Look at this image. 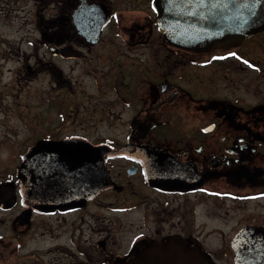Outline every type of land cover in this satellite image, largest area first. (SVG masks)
<instances>
[{
	"label": "flooded vegetation",
	"instance_id": "af4514ba",
	"mask_svg": "<svg viewBox=\"0 0 264 264\" xmlns=\"http://www.w3.org/2000/svg\"><path fill=\"white\" fill-rule=\"evenodd\" d=\"M83 1L108 13L95 43L72 16ZM59 2L63 42L42 47L106 63L87 72L93 95L59 70L50 80L61 84L43 100L56 121L26 149L72 140L32 152L38 163L28 168L27 208L16 171L24 151L0 180L14 187L0 208V264H191L189 251L234 264L237 236L264 233V31L199 52L163 40L152 0ZM255 40L260 54L246 50ZM131 51L136 71L115 74L116 58ZM88 99L100 102L98 115Z\"/></svg>",
	"mask_w": 264,
	"mask_h": 264
},
{
	"label": "rangeland",
	"instance_id": "374dc122",
	"mask_svg": "<svg viewBox=\"0 0 264 264\" xmlns=\"http://www.w3.org/2000/svg\"><path fill=\"white\" fill-rule=\"evenodd\" d=\"M63 7L59 0H0V180L12 171L28 141L41 135L45 125L56 121L54 110L43 101L49 92L52 95L61 93L57 91L60 79L55 88L50 82L56 81V72L61 71L78 89L93 95L95 88L87 72L94 73L106 63L105 59L93 60L85 56L62 59L50 56L42 47L46 43L63 42L55 29L58 18L65 14ZM117 40L121 38L111 43L115 50L120 43ZM257 44H260L258 40L248 42L246 50L260 54L263 51ZM262 44L264 48V34ZM81 54L91 55L88 51ZM136 57L137 51L123 52V56L116 58L115 74L121 67L127 72L136 71ZM61 98L65 100V96ZM50 101L60 105L59 97L50 98ZM94 101L86 100L90 105H97L93 110L98 115L101 104ZM70 110L73 109L68 112ZM98 128L101 134H108L105 126Z\"/></svg>",
	"mask_w": 264,
	"mask_h": 264
},
{
	"label": "water",
	"instance_id": "95a60500",
	"mask_svg": "<svg viewBox=\"0 0 264 264\" xmlns=\"http://www.w3.org/2000/svg\"><path fill=\"white\" fill-rule=\"evenodd\" d=\"M157 24L163 40L169 44L204 52L215 48H230L264 31V0H152ZM79 34L88 43L99 40L108 19L103 4L81 2L72 12ZM66 139L59 142L41 140L28 148L16 168L20 180L21 202L28 207L32 202L28 192V168L37 149L51 150L66 147ZM83 148H86L83 145ZM14 197L13 182L0 184V208ZM258 229L243 230L233 242L234 264H264V233ZM257 239H261L256 241ZM251 239L252 242H247ZM179 251L182 249L179 248ZM191 264H213L207 258L189 251Z\"/></svg>",
	"mask_w": 264,
	"mask_h": 264
}]
</instances>
